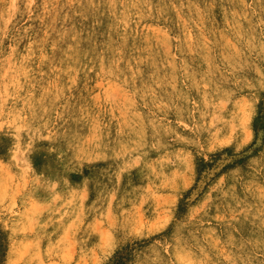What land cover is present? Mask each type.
<instances>
[{
	"label": "rangeland",
	"instance_id": "374dc122",
	"mask_svg": "<svg viewBox=\"0 0 264 264\" xmlns=\"http://www.w3.org/2000/svg\"><path fill=\"white\" fill-rule=\"evenodd\" d=\"M0 264H264V0H0Z\"/></svg>",
	"mask_w": 264,
	"mask_h": 264
},
{
	"label": "bare ground",
	"instance_id": "6f19581e",
	"mask_svg": "<svg viewBox=\"0 0 264 264\" xmlns=\"http://www.w3.org/2000/svg\"><path fill=\"white\" fill-rule=\"evenodd\" d=\"M12 3V2H11ZM13 4V3H12ZM11 9H12V7H11ZM8 10V9H7ZM47 14V13H46ZM51 15V14H50ZM50 20V19H49Z\"/></svg>",
	"mask_w": 264,
	"mask_h": 264
}]
</instances>
